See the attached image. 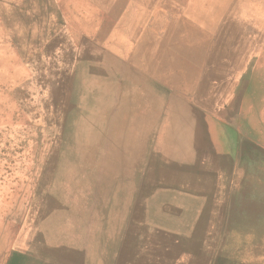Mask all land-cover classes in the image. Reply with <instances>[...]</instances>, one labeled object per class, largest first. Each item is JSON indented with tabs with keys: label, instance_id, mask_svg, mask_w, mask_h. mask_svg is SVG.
<instances>
[{
	"label": "rangeland",
	"instance_id": "374dc122",
	"mask_svg": "<svg viewBox=\"0 0 264 264\" xmlns=\"http://www.w3.org/2000/svg\"><path fill=\"white\" fill-rule=\"evenodd\" d=\"M0 235V264H264V0H0Z\"/></svg>",
	"mask_w": 264,
	"mask_h": 264
},
{
	"label": "bare ground",
	"instance_id": "6f19581e",
	"mask_svg": "<svg viewBox=\"0 0 264 264\" xmlns=\"http://www.w3.org/2000/svg\"><path fill=\"white\" fill-rule=\"evenodd\" d=\"M208 65V64H207ZM139 76H141V75H139ZM96 80V79H95ZM96 83V82H95ZM99 85V84H98ZM255 85V84H254ZM98 87V86H97ZM95 89V88H94ZM99 89V88H98ZM133 89V88H132ZM116 90V89H115ZM113 91H114V89H113ZM119 92V91H118ZM134 93V92H133ZM94 97V96H93ZM92 97V98H93ZM96 98V97H95ZM103 99V98H102ZM101 99V100H102ZM94 100V99H93ZM92 100V101H93ZM96 101V100H95ZM94 101V102H95ZM92 106V105H91ZM100 106V105H99ZM98 106V107H99ZM111 106V105H110ZM93 107H95V106H93ZM97 107V106H96ZM105 112V111H104ZM96 113V112H95ZM121 113V112H120ZM104 117V116H103ZM109 117V116H108ZM93 118V117H92ZM107 118V117H106ZM110 118H112V117H110ZM173 118V117H172ZM174 120V119H173ZM112 121H114V120H112ZM117 121V120H116ZM107 122V121H106ZM128 123V122H127ZM182 123V122H181ZM114 124V123H113ZM103 125V124H102ZM108 125V124H107ZM104 126V125H103ZM127 126V125H126ZM130 127V126H129ZM109 128V127H108ZM184 129H185V127H184ZM183 133V132H182ZM117 134H119V133H117ZM123 134V133H122ZM134 135V134H133ZM192 135V134H191ZM201 136V135H200ZM95 138V137H94ZM98 138V137H97ZM183 138V137H182ZM125 139V138H124ZM59 140V139H58ZM183 140V139H182ZM192 140V139H191ZM181 141V140H180ZM184 141H185V139H184ZM173 142V141H172ZM181 142H183V141H181ZM203 142V141H202ZM65 143H67V142H65ZM130 143V142H129ZM177 143V142H176ZM204 144V143H203ZM213 144V143H212ZM256 144V143H255ZM57 145V144H56ZM192 145V144H191ZM207 145H208V143H207ZM71 146V145H70ZM182 146V145H181ZM255 146V145H254ZM58 147V146H57ZM78 147V146H77ZM115 147V146H114ZM192 147V146H191ZM53 148V147H52ZM173 148V147H172ZM257 148V147H256ZM80 149V148H79ZM217 149V148H216ZM60 150H63V149H61L60 148ZM65 150H66V148H65ZM182 150V149H181ZM259 150V149H258ZM256 151V150H255ZM43 152V151H42ZM190 152V151H189ZM216 152V151H215ZM53 153V152H52ZM92 153V152H91ZM209 153H210V151H209ZM208 153V154H209ZM66 154V153H65ZM69 155V154H68ZM171 157V156H170ZM177 157V156H176ZM90 162V161H89ZM176 162V161H175ZM88 164V163H87ZM176 164H177V162H176ZM170 167V166H169ZM171 168V167H170ZM176 168V167H175ZM183 168V167H182ZM186 168V167H185ZM51 170V169H50ZM69 172V171H68ZM178 172V171H177ZM53 173V172H52ZM57 173V172H56ZM79 173V172H78ZM77 173V174H78ZM112 173V172H111ZM129 173V172H128ZM177 174V173H176ZM176 174H174V178H175V175ZM49 175V174H48ZM81 175V174H80ZM110 175V174H109ZM255 175V174H254ZM257 176V175H256ZM65 177V176H64ZM135 177V176H134ZM133 177V178H134ZM172 178V177H171ZM54 179V178H53ZM261 180V179H260ZM126 181V180H125ZM64 183V182H63ZM134 183V182H133ZM107 184V183H106ZM127 184H129L128 183V181H127ZM71 185V184H70ZM183 186V185H182ZM61 187H63V186H61ZM65 188V187H64ZM68 189V188H67ZM129 189V188H128ZM48 190V189H47ZM89 190V189H88ZM85 191V190H84ZM104 191V190H103ZM64 192V191H63ZM97 192V191H96ZM95 192V193H96ZM134 192V191H133ZM178 192V191H177ZM48 193V192H47ZM88 193V192H87ZM185 193H187V192H185ZM25 194V193H24ZM46 194V193H45ZM65 194V193H64ZM63 194V195H64ZM90 194H92L91 192H90ZM35 195V194H34ZM67 195V194H66ZM71 195V194H70ZM37 196V195H36ZM104 196V195H103ZM64 197H65V195H64ZM96 197V196H95ZM99 197V196H98ZM91 199V198H90ZM43 204V203H42ZM105 205V204H104ZM41 206V205H40ZM96 206V205H95ZM70 207V206H69ZM72 207V206H71ZM36 208V207H35ZM82 208V207H81ZM95 209V208H94ZM83 211V210H82ZM94 211V210H93ZM33 213V212H32ZM74 213V212H73ZM80 213H81V211H80ZM36 214H37V212H36ZM77 214V213H76ZM68 215V214H67ZM80 215V214H79ZM36 216V215H35ZM39 219V218H38ZM36 221H38L37 219H35ZM77 220V219H76ZM69 221V220H68ZM67 222V221H66ZM37 223V222H36ZM65 223V222H64ZM35 224V223H34ZM78 224V223H77ZM80 224V223H79ZM76 225V224H75ZM89 225V224H88ZM28 227V226H27ZM25 228V227H24ZM35 232V231H34ZM1 236V235H0ZM61 239V238H60ZM1 243V242H0ZM45 246V245H44ZM43 248V247H42ZM49 248V247H48ZM51 251H52V249H51ZM59 251V250H58ZM109 251V250H108ZM65 253V252H64ZM67 254V253H66ZM64 255V254H63ZM47 256H49V255H47ZM64 256H66V255H64ZM72 259V258H71ZM75 259V258H74ZM77 259V258H76ZM79 259V258H78ZM65 260V259H64ZM80 260V259H79ZM42 261V260H41ZM72 261V260H71ZM64 262V261H63ZM86 262V261H85ZM88 262V261H87ZM42 263V262H41ZM67 263H68V261H67ZM92 263V262H91ZM70 264V263H69ZM89 264V263H88ZM93 264V263H92Z\"/></svg>",
	"mask_w": 264,
	"mask_h": 264
}]
</instances>
